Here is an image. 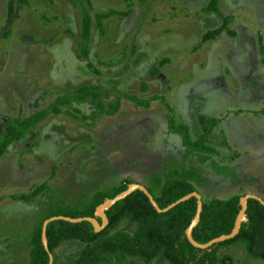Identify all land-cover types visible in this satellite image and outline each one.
<instances>
[{"label": "rangeland", "instance_id": "1", "mask_svg": "<svg viewBox=\"0 0 264 264\" xmlns=\"http://www.w3.org/2000/svg\"><path fill=\"white\" fill-rule=\"evenodd\" d=\"M7 1L0 0V135L13 117L82 85H98L104 102L119 100L120 107L91 118L88 101L71 102L8 146L0 157V264L28 263L31 231L50 211L67 213L123 180L142 184L172 163L199 170L203 200L255 194L264 201V66L241 28L228 48L211 42L196 48L225 16L230 26L243 20L252 41L264 42V21L249 7L218 0V11L204 13L209 0H28L15 2L8 21ZM110 10L130 13L105 18L100 31L94 15ZM85 13L92 17L88 59L79 58L77 45ZM210 49L219 52L205 59ZM226 66L255 85L241 88L236 75L222 71ZM168 112L188 125L192 139L201 134L199 114L215 117L214 132L230 148L210 143L218 156L186 149L167 126ZM41 183L45 190L31 201L18 199ZM79 248L62 243L55 264H71ZM221 252L232 254L230 264H264L240 247Z\"/></svg>", "mask_w": 264, "mask_h": 264}, {"label": "trees", "instance_id": "2", "mask_svg": "<svg viewBox=\"0 0 264 264\" xmlns=\"http://www.w3.org/2000/svg\"><path fill=\"white\" fill-rule=\"evenodd\" d=\"M28 0H8L7 20L13 17L15 2L20 5ZM77 3V0H71ZM218 10V0H209L202 8L210 13ZM130 10L118 12L110 10L94 15L97 27L103 30V20L112 15L127 16ZM228 18L224 23L212 30L206 31L200 40L213 39L226 28ZM92 17L85 13L81 20V34L77 40L81 56L88 59V47L91 38ZM79 41V42H78ZM198 48V46H196ZM82 50V51H81ZM88 65V64H87ZM93 70L98 73L97 68ZM135 100V97H130ZM89 102L94 110L90 117L114 115L119 107V100L104 102L103 91L98 85H82L67 95L57 97L46 108L38 109L26 117L15 116L5 125L0 136V157L7 152L9 145L20 141L25 135L42 122L49 114H59L62 106L71 102ZM137 103H142L136 101ZM148 106V103H143ZM68 113V112H67ZM82 119H86L83 117ZM197 123L201 134L192 139L189 127L183 122H177L171 112L167 113V126L171 131L181 136V142L188 150L196 153L216 154V150L208 147L217 120L211 117L199 116ZM35 135V132H34ZM206 141V146L202 142ZM225 144V140H222ZM211 146V145H210ZM202 183L197 168H185L172 163L165 171L151 172L145 176L142 185L152 195L160 208H164L180 197L197 191ZM130 181L123 180L104 190L94 192L88 202L82 205L67 207V213L52 212L44 215L33 228L29 240V261L27 264H48V253L41 243V224L51 216H68L72 218L95 217V208L106 198H112L125 190ZM45 190V183L34 187L29 193L21 194L18 199L28 202ZM239 196L227 200L216 197L202 199V211L199 223L192 230V237L198 243H206L212 238L231 232L235 217L240 210ZM196 212V199L191 197L178 203L166 212L158 213L150 204L148 198L139 190H135L115 202L105 210L108 224L100 231H94L87 221L71 223L65 220H54L46 225V238L53 262H56L55 250L64 242L75 241L80 248L74 254L71 264H230L232 254L221 252L231 247H240L252 258L264 260V206L255 199H248L245 211V221L241 223L239 232L231 239L211 245L207 249L193 247L185 236V229ZM100 223V218L95 217Z\"/></svg>", "mask_w": 264, "mask_h": 264}, {"label": "water", "instance_id": "3", "mask_svg": "<svg viewBox=\"0 0 264 264\" xmlns=\"http://www.w3.org/2000/svg\"><path fill=\"white\" fill-rule=\"evenodd\" d=\"M135 190H139V191L143 192V194L148 198L150 204L153 206V208L158 213L166 212L167 210L173 208L178 203L183 202V201H185L191 197H194L196 199V212H195L194 217L190 221L188 227L185 229V236H186V239L189 241V243L193 247L199 248V249H207L215 243L231 239L239 232L241 223L246 220L245 219V211L247 209L248 199H255L261 205L264 206V201L260 197H258L257 195L245 194L244 196L239 198L240 210L238 211V213L235 217L234 225H233L231 232L228 234H222L220 236L212 238L209 241H207L206 243H198L192 237V230L199 223L200 214L202 211V198H201V195L197 191H192V192L180 197L176 201L170 203L169 205L165 206L164 208H160L157 205L156 201L153 199L152 195L145 188L144 185L138 184V183H132V184H129L125 190L119 192L114 197L106 198L102 203H100L95 208L94 216L100 218V223L98 222V220L95 217H90V216H82V217L72 218V217H68V216L57 215V216H51V217L45 219L41 224L40 237H41L42 246L44 247L45 251H47V253H48V264H52V262H53L52 254L48 250L47 238H46V232H45L46 225L49 222L54 221V220H65V221L71 222V223L87 221L92 225L94 231H96V232L100 231L103 228H105L106 225L108 224V219H107V216L105 214V210L108 209L110 206H112L115 202H117L121 199H124L126 196H128L130 193H132Z\"/></svg>", "mask_w": 264, "mask_h": 264}, {"label": "crops", "instance_id": "4", "mask_svg": "<svg viewBox=\"0 0 264 264\" xmlns=\"http://www.w3.org/2000/svg\"><path fill=\"white\" fill-rule=\"evenodd\" d=\"M236 1V6H238L237 10H240V6L243 5V6H247L249 7V12H250V15H254V17L256 18V20H259L260 18H262V21H264V1L263 2H256L255 0H235ZM218 11V10H217ZM216 12V11H215ZM205 13V12H204ZM210 13H213V12H210ZM225 18H228V23L226 24V28L223 29L218 35H216L213 39L209 40V41H206V42H203L201 43L200 45H198V47L202 46L204 43H207V42H211L212 45H217L216 48H222L223 46H225L226 48H228L231 44V42H235L240 36L241 34L239 33V29L241 28L242 30H244L245 33H243L245 39L247 41H249L251 43V46L253 49H255V58L257 59V63L258 65L260 66H264V42L260 39L261 37H256L255 38V41H252V38H250V28L246 27L245 25H242V22L240 24H235L234 26H230V22H231V18L230 16H225L223 18V21L220 25L214 27V28H217L219 26H221L223 23H224V20ZM214 28H210L208 30H212ZM206 30V31H208ZM205 31V32H206ZM204 32V33H205ZM203 33V34H204ZM202 34V35H203ZM202 35H201V38H202ZM200 38V40H201ZM200 43V41L198 42V44ZM206 52V56H205V59L206 58H213L217 55V53L219 52V50H216L214 49L213 52H212V49L208 50V51H205ZM262 68V67H261ZM226 70H229L230 71V74L226 72ZM223 72L227 73L228 75H236L238 77V84H242L240 85L241 88H245L246 86H249V85H255V79L252 77V80L251 78L249 77H246L244 74H236L237 72H235V70H230L227 66L225 68H223L222 70ZM245 76V77H244ZM253 76V75H252ZM255 81V82H254ZM259 86H261L263 88L262 85L258 84ZM255 88V86H253ZM199 116H206V117H211L213 119H216L215 117H212V116H208V115H205V114H199ZM197 117V118H198ZM257 117V116H256ZM251 119L253 120V116H251ZM255 119V118H254ZM217 120V119H216ZM217 124H218V120H217ZM217 124H216V127L215 129L217 128ZM199 126V124H198ZM200 127V126H199ZM240 127V125L238 126ZM215 129H213V137L211 138V144H213L215 141H219L222 145H224L226 148H230L228 142H227V139L225 137L224 134H221V135H218L216 134L214 131ZM222 140H225V144L223 143ZM16 142H19V141H16ZM14 142V143H16ZM13 144V143H12ZM213 147H215L213 145ZM186 148V147H185ZM187 149V148H186ZM217 149V148H216ZM232 149V148H231ZM237 153V152H236ZM202 154H205V153H202ZM209 155H212V154H209ZM214 155V154H213ZM215 156H218V152L215 154ZM237 158V157H236ZM199 170H198V174H199ZM200 175V174H199ZM202 198V197H201ZM22 201V200H21ZM24 202V201H23ZM29 202V201H28ZM33 230V229H32Z\"/></svg>", "mask_w": 264, "mask_h": 264}, {"label": "flooded vegetation", "instance_id": "5", "mask_svg": "<svg viewBox=\"0 0 264 264\" xmlns=\"http://www.w3.org/2000/svg\"><path fill=\"white\" fill-rule=\"evenodd\" d=\"M3 131H4V130H3ZM2 133H3V132H2ZM1 135H2V134H1ZM1 135H0V136H1Z\"/></svg>", "mask_w": 264, "mask_h": 264}]
</instances>
